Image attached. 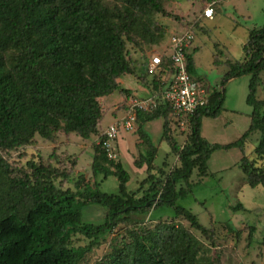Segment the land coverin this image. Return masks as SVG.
I'll use <instances>...</instances> for the list:
<instances>
[{"label":"trees","instance_id":"trees-1","mask_svg":"<svg viewBox=\"0 0 264 264\" xmlns=\"http://www.w3.org/2000/svg\"><path fill=\"white\" fill-rule=\"evenodd\" d=\"M111 4L104 0H0V151L25 146L36 134L53 140L59 131L73 132L88 139L98 133L104 115L101 97L114 91L130 94L117 82L123 74H134L125 36L137 26L139 13L164 11L158 0H113ZM242 51L241 60L227 63L219 89L208 86L207 103L188 116L182 145L169 134L167 104L137 110L136 132L143 147L134 165L145 166L147 175L136 191L128 190V172L120 161L107 157L100 141L93 146V188L84 191L57 185L55 180L66 178L67 172L54 166L28 160L26 167H16L0 155V264H79L117 224L133 217L135 225L126 230L129 241L105 257L110 264H193L197 240L189 230L167 222L148 228L140 219L154 209L169 208L192 228L208 232L177 200L189 193L194 172L199 179L213 175L207 162L218 149L237 147L244 182L264 186V99L256 98L264 71V19L249 30ZM186 58L190 76L207 85L196 75L191 51ZM163 67L159 74L168 77L161 75L153 82L155 92L172 71L165 56ZM243 75L249 76L248 128L232 142H208L200 133L202 119L221 113L226 82ZM157 118L163 119L159 141L168 144L178 162L166 173L160 168L163 178L154 172L160 144H154L144 129L146 122ZM254 131L259 138L247 154L245 143ZM110 174L118 181L116 193L99 189ZM141 189L143 193L137 195ZM90 204L106 210L102 223L82 221V209ZM236 207L243 209L241 203L232 209ZM77 235L84 242L75 243Z\"/></svg>","mask_w":264,"mask_h":264},{"label":"rangeland","instance_id":"rangeland-1","mask_svg":"<svg viewBox=\"0 0 264 264\" xmlns=\"http://www.w3.org/2000/svg\"><path fill=\"white\" fill-rule=\"evenodd\" d=\"M104 2L111 6L113 0ZM158 2L164 13L153 10L139 13L140 21L137 26L129 36H125L126 56L133 67V73L147 85L149 93L155 92L153 82L156 83L161 75L162 78H167L168 74H146V60L150 54L166 50L172 35L188 28L193 31L194 40L189 50L192 52L196 75L209 87L219 89V82L227 70V63L243 58L242 46L247 40L249 30L259 27L264 19V0H158ZM206 3L212 4V19L202 16V9ZM248 77L243 75L231 79L232 81L228 80L224 86L225 99L219 119H232L234 116L232 113H235L238 115L236 118L239 129L248 127L247 117L251 112V107L245 102ZM260 77L261 83L257 87L256 98L264 99V71L260 73ZM146 95L144 92L139 94V97ZM123 107L124 104L119 108L124 109ZM103 109L104 115L98 133L88 139H82L73 132L66 134L59 131L53 140H44L36 134L31 143L14 150L0 151V155L16 167H26V162L33 160L67 172L66 178L58 177L55 180L62 188H68L73 192L84 191L85 188L92 189L93 146L99 142L102 129L112 118L111 113L105 107ZM252 133H256V136L251 135L249 143L254 145L259 138V132ZM169 134L180 145L186 138V130L177 125L173 115L169 119ZM151 135L154 141L157 140V134ZM137 140L139 137L136 124L131 131H121L115 140L114 160L120 161L128 172L127 188L130 191H136L139 183L147 175L145 166L137 168L134 165L143 147ZM217 153L214 152L213 155ZM247 154H250L249 148ZM154 162L156 164L154 172L160 178H163L162 173H159L160 168L166 173L178 163L176 154L170 150L166 142L161 143ZM257 164L262 165L263 162L257 160ZM97 179L100 180L101 176ZM191 181L189 193L184 199H178L177 203L190 210L199 223L207 227L208 232L201 233L192 228L184 218L173 216V210L169 208L152 210L150 214L140 219L141 223L148 228L160 222L175 223L189 230L197 240L193 264H264V186L247 185L239 167L231 168L229 173L221 177L208 175L199 179L194 172ZM117 186L116 176L110 174L100 182L99 189L107 193H116ZM180 186L185 187V184L182 183ZM145 187L147 184L143 189ZM143 189L137 192V195H141ZM237 203H241L243 209L237 207L232 209ZM105 212L103 207L90 204L83 207L81 219L83 222L99 224L103 222ZM135 221L137 219L133 217L127 223L117 224L106 239L94 246L79 264L95 262L110 264L105 257L114 248L121 247L129 241L126 230L132 228ZM75 239V243L84 242L81 235H77Z\"/></svg>","mask_w":264,"mask_h":264},{"label":"built area","instance_id":"built-area-1","mask_svg":"<svg viewBox=\"0 0 264 264\" xmlns=\"http://www.w3.org/2000/svg\"><path fill=\"white\" fill-rule=\"evenodd\" d=\"M202 16L208 19L213 18L211 3L204 5ZM193 40L194 33L188 28L179 34L172 35L166 50L150 54L145 64L147 74L155 75L165 71L163 67V57L165 56L172 68L170 76L159 91L149 93L144 97H130L124 116L120 120L108 124L102 130V138L99 141L108 158L115 159L116 157L115 140L120 132L134 129L137 110L149 111L160 103H165L169 107L170 116H175L177 125L186 130L188 116L207 103L208 86L191 77L187 70L186 53Z\"/></svg>","mask_w":264,"mask_h":264},{"label":"crops","instance_id":"crops-1","mask_svg":"<svg viewBox=\"0 0 264 264\" xmlns=\"http://www.w3.org/2000/svg\"><path fill=\"white\" fill-rule=\"evenodd\" d=\"M194 68H195V64H194ZM117 82L121 87L130 90V94L128 96H121L117 91H114L107 96L101 97V100H102L101 103H102L103 108L105 107L111 113V116H112L108 124L116 120H120L124 116L125 110L128 104V100L130 97L132 96L139 97V94L144 93V92L147 94L149 93V89L147 88V85L143 84L136 74H123L117 78ZM122 104H124V107H123L124 109L119 108ZM222 112L223 110L221 111V113ZM221 113L215 118L205 117L201 121L200 133H201V136L208 142L219 143V144H225V143L232 142L238 139L241 136V134L248 128L247 127L246 129L245 128L239 129L238 119L236 118L238 116L237 114L232 113V115H234L232 119H229V120L221 119L220 120L219 117L221 116ZM247 120H248V125H249V122H250L249 116L247 117ZM162 124H163L162 118H157V119L148 121L144 124V129L149 134L152 142L156 145H158L157 142L159 143V138L162 132ZM105 127L102 130H104ZM98 129H100V122H99ZM153 133L157 134V137H158L157 140L155 141L153 140L152 135H151ZM253 134H255L256 136V133L250 134L245 143L246 152L248 148L251 150V148L254 146L249 143V139L251 135ZM120 141H122L123 144L125 143L123 140H120ZM137 142H139V140H137ZM256 142L257 141H255V143ZM161 143L159 144L161 145ZM214 152H218L217 154H214L216 155L215 158L213 157ZM214 152L211 153L208 159V162H207L208 169L209 171L213 173V175H219V177H221L223 174L225 175V173L227 172L229 173L231 168L238 167V163H239V160L242 154H241V151L237 147H232L229 149H218V150H215ZM242 180H243V177H242Z\"/></svg>","mask_w":264,"mask_h":264}]
</instances>
